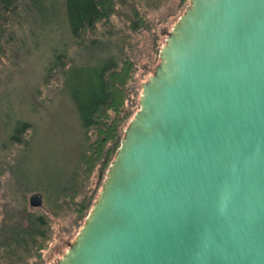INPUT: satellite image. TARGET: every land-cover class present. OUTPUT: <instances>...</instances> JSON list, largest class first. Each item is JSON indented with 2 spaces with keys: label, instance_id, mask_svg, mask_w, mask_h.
<instances>
[{
  "label": "water",
  "instance_id": "water-1",
  "mask_svg": "<svg viewBox=\"0 0 264 264\" xmlns=\"http://www.w3.org/2000/svg\"><path fill=\"white\" fill-rule=\"evenodd\" d=\"M160 60L55 264H264V0H189Z\"/></svg>",
  "mask_w": 264,
  "mask_h": 264
},
{
  "label": "rangeland",
  "instance_id": "rangeland-1",
  "mask_svg": "<svg viewBox=\"0 0 264 264\" xmlns=\"http://www.w3.org/2000/svg\"><path fill=\"white\" fill-rule=\"evenodd\" d=\"M48 1L61 7L62 0H43ZM118 1L120 14L97 24L86 41L99 40L103 49L106 47L107 52L98 51L94 58L117 56L115 45H122L118 73L127 68L126 61L132 64L126 83H122L124 75L110 78L119 95L124 93L120 108L103 111L109 122L121 118L118 129L122 140L140 109L143 84L160 64V51L189 0ZM38 21L37 12L28 15L23 11L13 23H7V54L0 58V264H19L1 245L9 229L14 230L20 223L27 228L32 216L44 217L48 232L37 246L40 254L26 261L55 264L62 259L85 224L80 208L95 203L107 174L102 164L90 170L84 163L98 141L104 140L101 132L105 128L86 130L78 107L63 90L61 68L50 73L46 69L54 61V49L64 57L62 64L66 67L83 64L84 55L78 53L81 49L72 44L82 41L69 36L61 8ZM129 113L131 117L126 121ZM99 116V123L104 125V114ZM18 119L21 126L29 124L30 131L27 137L24 133L19 136L21 142L10 141ZM116 141L105 146L114 158ZM75 192L78 195L71 200ZM35 194L43 197L39 208L30 204Z\"/></svg>",
  "mask_w": 264,
  "mask_h": 264
},
{
  "label": "trees",
  "instance_id": "trees-1",
  "mask_svg": "<svg viewBox=\"0 0 264 264\" xmlns=\"http://www.w3.org/2000/svg\"><path fill=\"white\" fill-rule=\"evenodd\" d=\"M118 0H62L61 7L55 6L53 2H43V0H0V58L7 54L5 46V38L8 32L7 23H13L14 19H18L20 13L23 11L36 14L40 20L48 19V16L58 13V9L61 8L63 15L66 19V29L69 36L74 40H81V43H73L81 50L78 53L84 55L85 62L83 64H75L66 67L63 62V56L59 57V52L55 49L52 52V58L54 59L52 65L47 66L49 73L55 69L61 68V75L64 80L63 90L68 93L71 101L78 107V112L81 117V124L87 130L89 128L101 129V132L105 137L104 140L98 141L95 147H93V154L86 155L84 163L92 170L94 166L99 163L103 165V170L108 171L111 163L115 159L112 157V153L106 151V145L110 141H116L115 151L120 148L122 140H119V124L122 122L121 118L116 117L115 120L109 122L108 114L103 111H107L112 108H120L121 98L123 94L118 92V89L114 88V84L110 82L111 77H122L124 80L122 83H126L130 77L132 70V64L126 61V69L123 68L120 73L118 56L120 55L123 46L115 45V52L117 56L111 55L105 58H94V55L98 51H104L99 40L86 41L88 34L96 30L97 24L107 21L109 22L111 17L120 14L118 7ZM137 11V10H134ZM30 20V19H29ZM38 21V22H39ZM32 23V21L30 20ZM36 22V23H38ZM105 46V45H104ZM85 47V48H83ZM117 47V48H116ZM86 54H83L85 53ZM125 61V60H124ZM123 63V62H122ZM56 67V68H54ZM116 84V83H115ZM118 101V102H116ZM99 114H104V125L99 123ZM130 113L125 116L126 121L130 119ZM124 119V118H123ZM20 120H16L13 124V133L9 137L10 141H20L19 136L27 137L30 129L29 124L20 125ZM13 124L10 126L12 128ZM103 171V172H104ZM77 192L73 193L71 200H74ZM100 193V192H99ZM99 196V195H98ZM98 198V197H97ZM97 201V200H96ZM95 201V202H96ZM94 204L89 203L88 206H83L80 211H83L82 216L86 219L89 215ZM31 216H29L30 218ZM33 217V216H32ZM31 217V219H32ZM29 219V226L24 228L23 225L17 224L14 230L9 229L8 235L5 237V242L2 243V247L6 248L8 255L14 259H18L19 264H31L26 261L28 258L34 257L36 254H40L39 246L40 239L43 240L47 236L48 230L46 229L47 222L44 217H33ZM36 244V245H35ZM24 254V255H23ZM24 257H22V256ZM25 261V263H24Z\"/></svg>",
  "mask_w": 264,
  "mask_h": 264
}]
</instances>
